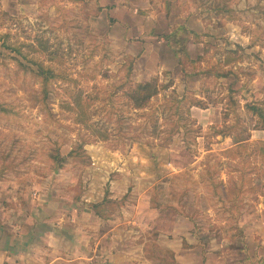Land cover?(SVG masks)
<instances>
[{
	"label": "rangeland",
	"instance_id": "rangeland-1",
	"mask_svg": "<svg viewBox=\"0 0 264 264\" xmlns=\"http://www.w3.org/2000/svg\"><path fill=\"white\" fill-rule=\"evenodd\" d=\"M151 81L158 95L133 110L127 93ZM240 132L249 146L227 154L232 142L222 135ZM257 142L264 143V0H0L7 229L27 220L40 193L91 201L105 187L128 186L131 204L155 183L139 204L149 212L150 193L163 236L172 238L171 227L189 231L198 242L191 253L209 251L211 264H264Z\"/></svg>",
	"mask_w": 264,
	"mask_h": 264
},
{
	"label": "crops",
	"instance_id": "crops-1",
	"mask_svg": "<svg viewBox=\"0 0 264 264\" xmlns=\"http://www.w3.org/2000/svg\"><path fill=\"white\" fill-rule=\"evenodd\" d=\"M198 107L192 105L191 109L202 114L208 111ZM205 118L203 115L202 120ZM224 137L232 142L229 149L236 148L233 136ZM129 181L124 177L121 183ZM154 184L143 188L140 195H146ZM128 188L116 193L105 187L91 201H86L88 195L72 200L46 193L34 195L25 222L19 218L7 229L0 221V264H211L209 251L201 250L199 256L191 253L198 242L189 231L179 234L177 227H171L168 234L172 238L163 236L155 224L160 211L157 205L150 206V193L147 212L139 204L140 195L136 203L129 204ZM152 234L156 240L148 238Z\"/></svg>",
	"mask_w": 264,
	"mask_h": 264
},
{
	"label": "trees",
	"instance_id": "trees-1",
	"mask_svg": "<svg viewBox=\"0 0 264 264\" xmlns=\"http://www.w3.org/2000/svg\"><path fill=\"white\" fill-rule=\"evenodd\" d=\"M193 34V33H189ZM174 35V34H173ZM173 35L168 34L165 36V40L170 42V39ZM181 43V42H180ZM179 45V43H178ZM171 51L174 54L176 59H179V48L177 46H173L172 42L170 45ZM181 51V50H180ZM180 62V61H178ZM38 71L41 73H44V68L41 66L38 67ZM46 73H50V70H46ZM159 87L157 86L155 81L146 82V83H137L135 87H131L129 92L127 93V98L130 103V107L134 110H141L146 107V105L155 97L158 95ZM242 132H240L238 135H222V136H233L234 143L236 144V148H234L236 151L240 152L241 150H245L246 147H248V140L243 139L241 137ZM232 149H229L226 151L227 154H233ZM254 155L259 159L262 163H264V143L257 142L254 146ZM158 177V176H157ZM157 187V186H156ZM150 203L155 206V203L153 201V198H151ZM157 208V207H156Z\"/></svg>",
	"mask_w": 264,
	"mask_h": 264
}]
</instances>
